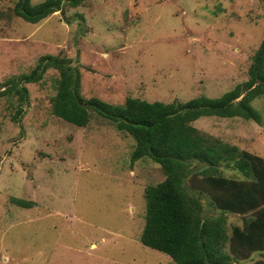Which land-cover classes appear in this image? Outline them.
Segmentation results:
<instances>
[{"label": "rangeland", "instance_id": "obj_1", "mask_svg": "<svg viewBox=\"0 0 264 264\" xmlns=\"http://www.w3.org/2000/svg\"><path fill=\"white\" fill-rule=\"evenodd\" d=\"M15 4L0 0V89L42 56L63 55L79 68L80 95L113 105L129 96L219 97L249 79L264 39V0H64L37 23L17 15ZM58 78L50 68L25 83L29 103L18 122L16 98L0 95V264H176L141 241L145 191L165 178L161 165L132 164L135 139L93 109L86 126L56 116ZM252 105L260 122L203 116L193 124L264 157V94ZM231 169L223 172L235 177ZM224 215L229 231L243 222ZM258 260L264 252L231 264Z\"/></svg>", "mask_w": 264, "mask_h": 264}, {"label": "trees", "instance_id": "obj_2", "mask_svg": "<svg viewBox=\"0 0 264 264\" xmlns=\"http://www.w3.org/2000/svg\"><path fill=\"white\" fill-rule=\"evenodd\" d=\"M82 1L67 0L72 6ZM63 4L64 0L38 4L16 0L14 12L37 23L62 10ZM50 68L59 71L51 101L56 116L86 126L93 109L135 139L132 164L151 159L161 165L165 178L145 191L144 245L168 254L176 264H231L264 252V157L226 144L193 124L203 116H240L260 122L252 101L264 94V39L253 56L248 80L219 97L200 95L186 102H150L129 96L124 104L113 105L98 98L84 99L74 59L44 55L30 73L10 78L0 89V95L16 98L13 117L17 122L29 103L25 83L41 80ZM225 168H232L236 176L225 175ZM15 201L22 207L31 205ZM203 201L221 214L205 209ZM224 213L241 215L243 222L229 231Z\"/></svg>", "mask_w": 264, "mask_h": 264}]
</instances>
